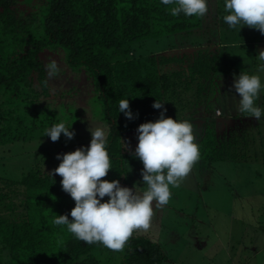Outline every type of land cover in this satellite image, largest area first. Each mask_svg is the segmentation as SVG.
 I'll return each mask as SVG.
<instances>
[{"label":"trees","instance_id":"obj_1","mask_svg":"<svg viewBox=\"0 0 264 264\" xmlns=\"http://www.w3.org/2000/svg\"><path fill=\"white\" fill-rule=\"evenodd\" d=\"M210 3L219 13L223 0ZM32 6L26 10L18 0H0V156L12 152L6 146L18 141L35 140L40 145L34 148H40L48 137L43 135L47 127L60 121L73 123L63 103L53 107L47 100L51 87L41 59L46 49H63L69 67L85 72L93 83L94 101L101 107L97 115L109 126L106 147L112 168L101 179H117L121 186L127 164L135 158L131 151L136 144L128 135L140 123L159 117L161 110L152 107L155 99L163 103L166 117H193L203 104L215 114L216 107L210 103L218 74L238 73L237 57L230 59L216 50L135 53L134 46L147 39L192 33L203 26L204 16H172V5H161L159 0H39ZM213 8L209 4L211 12ZM174 63L180 68L163 70ZM123 98L129 100L133 119L118 112ZM215 125L206 122L195 136L200 160L211 167L224 160L264 164L261 130L219 136ZM59 139L70 142L65 144L70 147L77 138L67 139L61 133ZM44 159L19 177L8 176L6 161L1 159L0 264L165 263L166 252L148 236L133 233L122 251H112L77 240L66 226H54L55 214L68 213L74 201L62 190L61 177L49 175Z\"/></svg>","mask_w":264,"mask_h":264},{"label":"rangeland","instance_id":"obj_2","mask_svg":"<svg viewBox=\"0 0 264 264\" xmlns=\"http://www.w3.org/2000/svg\"><path fill=\"white\" fill-rule=\"evenodd\" d=\"M20 8L31 10L32 3L39 0H18ZM213 12L204 16L203 26L192 33H176L150 38L134 46L135 53H155L156 55H180L198 49L226 52L230 59L236 58L235 66L249 74L256 73L257 54L264 47L255 42L264 43L257 29L243 26L229 28L222 20L223 11L217 13L215 3ZM254 31V32H253ZM244 43V44H241ZM63 49H46L41 53L44 63L47 59H56L60 72L57 78L49 79L51 94L47 100L53 107L64 104L66 111L72 114L70 130L77 139L70 147V142L61 143L58 138L42 139L40 145L35 140L18 141L6 146V173L19 177L23 171L45 157L43 164L48 170L57 166V153L63 154L87 146L91 136L88 131L91 121L103 125L107 132L108 124L97 115L101 107L95 103L96 89L85 72L73 71ZM164 71L180 68L179 63L162 67ZM264 81V74H261ZM37 82V81H36ZM217 91L212 95L210 105L215 106V114L203 104L193 117L187 120L193 125L197 137L205 128L206 122L215 121L219 136L242 133L249 134L259 130L264 136V117L258 122L255 118L235 111L234 90L230 91L233 75L219 73L216 79ZM264 95L257 103L264 105ZM136 144V131L129 135ZM261 137V136H260ZM264 138V137H263ZM66 144V145H65ZM264 144V139H263ZM264 147V145H263ZM3 151V149H2ZM128 174L122 186L132 188L141 179L142 164L134 158L127 164ZM138 191L146 187L136 185ZM169 203L154 209L151 227L147 231L135 230L137 235L148 236L158 242L167 254L164 264H264V164L260 162H241L224 160L215 162L212 167L204 160L194 163L190 172L181 180L178 187L171 188Z\"/></svg>","mask_w":264,"mask_h":264},{"label":"clouds","instance_id":"obj_3","mask_svg":"<svg viewBox=\"0 0 264 264\" xmlns=\"http://www.w3.org/2000/svg\"><path fill=\"white\" fill-rule=\"evenodd\" d=\"M161 5H172V16L201 18L208 14L210 0H159ZM226 15L223 22L231 28L248 26L264 35V0H223ZM256 73L240 71L233 74L230 91L234 90L235 111L255 118L264 117V105L257 103L264 95V49L256 55ZM47 76L57 78L60 72L56 59L44 61ZM160 109L155 121L140 123L136 128L137 143L131 154L142 164L140 181L132 188L121 186L120 181L101 179L111 169L107 151V130L97 121L89 127L90 142L74 151L57 153L60 161L49 175L58 174L60 185L74 201L68 213L55 214L54 226H66L77 240L86 244L99 243L112 251H122L135 230L147 231L151 227L154 209L169 203L171 188L178 187L200 158L193 125L187 120L166 117V109L156 99L152 104ZM118 112L133 119L128 98L118 101ZM64 121L44 130L52 141L61 133L71 139L74 131ZM127 150V145L124 144ZM146 187L138 191L136 185ZM107 196V199L103 198ZM71 217V219H69Z\"/></svg>","mask_w":264,"mask_h":264},{"label":"crops","instance_id":"obj_4","mask_svg":"<svg viewBox=\"0 0 264 264\" xmlns=\"http://www.w3.org/2000/svg\"><path fill=\"white\" fill-rule=\"evenodd\" d=\"M220 11H223L224 13H226L225 12V10H224V7H223V4H222V8H221V10ZM227 14V13H226ZM254 32V31H253ZM261 35V34H260ZM261 37H263V35H261L260 36V39L262 40V38ZM263 39H264V37H263ZM241 44H244V43H241ZM263 44L264 45V43L263 42H261V41H258V43L257 42H255V45H258V46H260L261 47V45ZM262 49H264V47H261ZM264 97V96H263ZM232 103H234V102H232Z\"/></svg>","mask_w":264,"mask_h":264}]
</instances>
